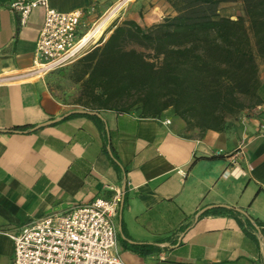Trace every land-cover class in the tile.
<instances>
[{"label": "crops", "instance_id": "crops-1", "mask_svg": "<svg viewBox=\"0 0 264 264\" xmlns=\"http://www.w3.org/2000/svg\"><path fill=\"white\" fill-rule=\"evenodd\" d=\"M14 1L0 0V230L17 231L121 191L116 223L126 264H264V236L255 223L264 222L263 66L262 104L221 132L188 130L172 109L158 117L97 111L104 129L80 114L44 126L77 109L33 78L43 75L31 71L44 10H34L23 26ZM122 1L50 3L60 11L95 6L99 18L123 8L128 0ZM235 152L240 156L232 162ZM224 206L256 230L230 214L201 215ZM13 253V241L0 233V264H11Z\"/></svg>", "mask_w": 264, "mask_h": 264}, {"label": "trees", "instance_id": "trees-1", "mask_svg": "<svg viewBox=\"0 0 264 264\" xmlns=\"http://www.w3.org/2000/svg\"><path fill=\"white\" fill-rule=\"evenodd\" d=\"M167 1L175 15L148 27L125 20L76 60L79 103L91 111L138 110L144 117L172 109L188 130L221 132L263 102L258 60L264 61V0ZM236 2L244 15L221 14L223 4ZM80 115L104 129L98 116ZM207 213L230 214L245 230H256L235 208L201 215ZM255 223L264 236V222Z\"/></svg>", "mask_w": 264, "mask_h": 264}, {"label": "built area", "instance_id": "built-area-1", "mask_svg": "<svg viewBox=\"0 0 264 264\" xmlns=\"http://www.w3.org/2000/svg\"><path fill=\"white\" fill-rule=\"evenodd\" d=\"M11 8L23 26L34 10H44L31 74L61 68L84 55L89 42L82 41L90 26L98 24L95 6L60 11L50 0H15ZM239 156L240 152L228 155L232 162ZM122 201L117 191L111 198L54 211L17 231L0 230L14 244L11 264H126L118 250L116 223Z\"/></svg>", "mask_w": 264, "mask_h": 264}, {"label": "rangeland", "instance_id": "rangeland-1", "mask_svg": "<svg viewBox=\"0 0 264 264\" xmlns=\"http://www.w3.org/2000/svg\"><path fill=\"white\" fill-rule=\"evenodd\" d=\"M124 1L125 0L122 2ZM243 9V4L241 2H236L223 4L220 11L222 15L231 16L233 19H236L238 16L244 15ZM105 15L106 14L99 17L97 23H99ZM130 15L136 17L139 24L143 27H148L155 24L154 22L158 23L168 16L175 15V12L167 0H128L127 4L117 14L111 16L110 19L102 24L100 30L95 32L96 38L94 42H89L86 50L92 49L100 42L103 43L110 36L115 25H119L125 20L132 19L129 17ZM148 23L150 25H148ZM93 28L94 26H90L88 32L92 31ZM77 62L78 61L75 60L66 66L46 73L42 71L43 75L41 77L33 78L40 80L43 86H45L52 95L62 101L67 108L85 109V107L79 103L81 83L77 80ZM258 62L259 65L261 64L264 68V61L259 59Z\"/></svg>", "mask_w": 264, "mask_h": 264}, {"label": "bare ground", "instance_id": "bare-ground-1", "mask_svg": "<svg viewBox=\"0 0 264 264\" xmlns=\"http://www.w3.org/2000/svg\"><path fill=\"white\" fill-rule=\"evenodd\" d=\"M122 8L119 6V5H117V6H115L112 10H110L104 17H103V19L93 28V30L92 31H90L87 35H85V37H84V39H83V41H82V43L84 44V43H88V42H90L91 43V41H93L94 42V40H95V32L96 31H99L100 30V28H101V26H102V24L105 22V21H107L108 19H110V17L111 16H113L114 14H117L120 10H121ZM99 21V20H98ZM90 46V45H89ZM42 72V71H41Z\"/></svg>", "mask_w": 264, "mask_h": 264}, {"label": "water", "instance_id": "water-1", "mask_svg": "<svg viewBox=\"0 0 264 264\" xmlns=\"http://www.w3.org/2000/svg\"><path fill=\"white\" fill-rule=\"evenodd\" d=\"M73 114H88V115H96V116H100V114H99L97 111H91V110H87V109H77V110H73V111H71V112H69V113L63 115V116L60 117V118H57V119H55V120H51V121H49V122H47L46 124H43V125L45 126V125H49V124L55 123V122H57V121H60V120L65 119V118H67V117H69L70 115H73ZM36 129H38V128H36ZM121 205L123 206V201H122ZM214 207H217V206H210V207L207 208V209H211V208H214ZM224 207L229 208L228 206H224ZM207 209H204V210L202 211V213H203L204 211H206ZM256 227H257V229L259 230V232H260V234H261V229L259 228V226L256 225ZM261 235H262V234H261ZM261 237H262V240H263V236H261ZM263 254H264V249H263Z\"/></svg>", "mask_w": 264, "mask_h": 264}]
</instances>
